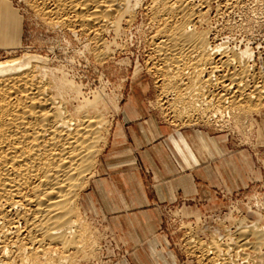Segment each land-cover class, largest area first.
Returning a JSON list of instances; mask_svg holds the SVG:
<instances>
[{
    "label": "bare ground",
    "instance_id": "1",
    "mask_svg": "<svg viewBox=\"0 0 264 264\" xmlns=\"http://www.w3.org/2000/svg\"><path fill=\"white\" fill-rule=\"evenodd\" d=\"M39 1L44 14L56 15L58 24H66L76 34L88 32L102 59L109 53L105 34L119 31L124 18L135 17L132 0ZM259 1L264 5V0ZM205 2L152 0L148 10L159 27L149 38L158 58L154 72L162 76L165 100L178 119L212 121L219 116L246 125L252 111L264 107V73L252 70L254 58L247 50L213 45L212 28L202 26ZM5 7L0 8V37L8 33L13 41L22 34V18ZM27 55L0 61V264H68V248L82 250L86 244L81 240L86 231L79 196L94 176L97 157L107 143L110 104L106 106L104 96L96 92L92 99L82 95L81 85L64 72L56 76L49 59ZM243 223L247 222L238 225L237 233L249 241L251 251L264 255V225L245 228ZM254 238L260 239L259 245L252 242ZM229 239L233 241L232 234ZM212 243L202 250L207 263L215 264L209 254L220 256L224 247ZM53 244L65 251L59 261L52 259L57 257L54 250L58 252ZM248 251L244 249L243 255L251 260Z\"/></svg>",
    "mask_w": 264,
    "mask_h": 264
},
{
    "label": "rangeland",
    "instance_id": "2",
    "mask_svg": "<svg viewBox=\"0 0 264 264\" xmlns=\"http://www.w3.org/2000/svg\"><path fill=\"white\" fill-rule=\"evenodd\" d=\"M0 1L4 2L0 3V8L6 6L5 8H10V10L14 12L16 11V13L20 15L22 18L23 30L22 34L13 41L10 39L8 33L0 37V61L24 55L26 52L30 53V55L27 56L39 54L49 59L48 61L50 62V65L55 69L56 76H60L61 73L64 72L78 85H81L80 90L82 91V95H87V98L92 99L93 93L96 92V94L104 96L106 106L107 104H110L107 106V117L110 121L109 127L107 128V132H109V134L106 133L107 143L103 145V150L101 149L100 154L97 157V164H95L94 167V175L97 173L98 163L104 154L103 152L106 146L109 143L110 134L115 123V119L121 112V105L127 100H143L145 101L148 109H150L160 120H162V122L170 125L175 130H195L196 132L197 130H201L203 132L206 131L207 134L205 133V135L207 136L209 134L212 136L220 133L225 134L228 136L235 149H248L249 153L254 158L255 163L258 164L262 169V177L260 178V182H258L259 184L256 187L264 189V107L258 108L257 111H252V113L247 118L245 117L246 122H248L246 125H235V123L231 122L226 123L228 126L224 125L221 127L222 125L220 124L219 126L218 122H213L216 120L214 118V120L210 121V119L206 117L204 119H198L195 117H190L189 119H178L176 116H173L171 110L168 108L169 104L166 102L168 101V98L165 100L163 93L164 90L162 89V86H160L162 84V80L160 79L162 76H158L159 74L157 75L154 72V69L158 67V64L157 66L155 64L158 58L155 59V55L153 54V43H149V38H151V36L153 37V34H156V31L159 27L158 22L153 21L151 13L148 10L152 0H132L131 9H133L135 17L133 21H128V18H124L119 31L110 30L109 33L105 34L104 38L108 46L109 53H107V56L103 59L97 56V49L95 46L96 44H94L93 40H90L88 32L76 34L71 29H69L66 24H58L55 22L57 21L56 15L50 16L49 14H44L41 9V7L43 8L44 5L39 3V0ZM236 2V0H206L205 3L207 5L205 3L204 4L207 6L205 8L207 13L202 21V26H204L205 29L210 28L211 30L212 28L210 41L213 42V45L223 43L224 46L226 45L225 47L229 48V50L232 48V46V49L235 48V51H240L239 48L241 50H247V52H250L251 56L254 58L250 63L253 64L252 70L257 72L263 71L264 73V67H257V63L254 62L256 59L254 56L255 51L251 49L252 40L250 38V35L254 34V31L258 28L259 31L264 32V25H262L264 24V5L259 0H244L243 2H238V4H240L239 6ZM51 4L52 2L50 4L48 3V5L52 6ZM205 19L208 20L206 21ZM206 26H208V28ZM235 39L236 41H233ZM216 74H219V72ZM225 83L228 84L229 82ZM234 85L232 86L234 87L233 90H238V87ZM162 100L163 102H160ZM73 104H75V101H73ZM243 126L246 127L243 128ZM220 127H228L235 132L237 131L242 135L243 140L248 142H251L253 130L256 136L257 145L252 149L248 147H236L232 136L226 131H219ZM91 179L92 177L86 183L87 185L80 191V196L82 192L88 187ZM256 187H254V189ZM214 199L215 198H213L211 202L212 204L201 209H198V207H201L200 205H195L196 201L177 205L182 206V216H194L196 218V223L201 225L204 216L203 211L207 210V208L219 207L222 203V201L215 203L217 201ZM257 202L259 204L262 202L261 205H264L263 200L257 199ZM81 215L82 221L84 223L83 226L86 231L84 239H81L82 241L84 240V243H86L85 245H83L84 243L82 244L84 246V249L81 248L83 251L75 246H71V248H68L66 253L61 247H59V245L57 246L56 244H53L52 247L54 249H58V252L54 250L53 255L55 256L57 254V257L55 256V258L52 259L59 261V254H63L65 252L67 256L69 255V257H67L69 259L66 261L68 264H104L105 262L102 258V241L108 237L107 233L102 230L100 226H98L96 222L85 213V211L81 212ZM260 215L261 219L259 221L256 220L257 223L253 222V224L246 217H241L240 219L236 220L233 211H231L227 216L234 222L238 221L241 223L243 220H245L247 223H243V225L246 228L247 226L254 227V225H264V214L260 213ZM182 224L187 226L189 229L187 233H185V238L183 239L185 248L183 249L184 245L182 242L180 243L182 236H184L183 233H178L176 236L174 235L173 240H171L173 246L178 249L179 256L181 255L184 259H186L188 264H198L195 256L203 263H207L208 260H206L205 256H203L205 252L202 250L203 247L204 249L206 248L204 246L205 244L201 241L199 242L201 244L197 245L199 247H194L193 244L195 243L191 242L193 239L192 231L194 228H192L191 223L183 222ZM199 229L202 230V228ZM243 229L244 228L241 230ZM212 233L214 237L217 238L221 234V231L217 228H214ZM253 241H257L258 245L260 243V239L257 238L252 239V242ZM214 242L221 246V248L224 247V242L222 245L220 242ZM189 243L192 245L190 246ZM230 244L231 242L228 243V247ZM262 246L264 245L262 244ZM262 246H260V248H262ZM59 251L61 253H59ZM248 252L251 255V260H248L249 263L264 264V255L261 254L262 252H253L251 250ZM259 253L262 257H259L258 259L257 255ZM112 255H115V253L112 252ZM254 258H257L258 260L256 262L252 261ZM207 264L210 263L208 262Z\"/></svg>",
    "mask_w": 264,
    "mask_h": 264
},
{
    "label": "crops",
    "instance_id": "3",
    "mask_svg": "<svg viewBox=\"0 0 264 264\" xmlns=\"http://www.w3.org/2000/svg\"><path fill=\"white\" fill-rule=\"evenodd\" d=\"M121 106L79 199L82 212L107 233L104 264H188L171 243L166 209L194 201L206 208L213 198L222 201L219 192L252 191L262 169L225 134L175 130L143 100Z\"/></svg>",
    "mask_w": 264,
    "mask_h": 264
},
{
    "label": "built area",
    "instance_id": "4",
    "mask_svg": "<svg viewBox=\"0 0 264 264\" xmlns=\"http://www.w3.org/2000/svg\"><path fill=\"white\" fill-rule=\"evenodd\" d=\"M254 16V15H252ZM251 17V16H250ZM252 18V17H251ZM264 25V24H262ZM261 26V25H260ZM259 26V27H260ZM264 32L259 31V28L254 31V34L250 35L252 40L251 45L253 51H255V61L256 66L264 67ZM262 37V38H260ZM260 56V57H259ZM253 61V60H251ZM253 62V63H254ZM214 119H219L218 125L228 126V120L230 118H219L214 117ZM227 120V121H226ZM215 125V124H214ZM217 126V125H216ZM215 126V127H216ZM219 128V127H218ZM228 132L232 136L234 140L235 146L239 147H248L254 148L256 144V136L252 130L251 142L244 141L242 135L237 131L235 132L228 127H224L219 129ZM220 196L223 197L222 203L219 207H211L204 210L203 222L201 225L196 223V218L194 216L184 217L181 213L182 206H175L166 209V217H167V226L173 236L178 233H183L180 243L183 244V239L185 238V233L189 230L187 226H184L182 223L187 222L191 223L193 229L192 238L195 240L193 242L199 244L198 242H203L206 248H211L214 244L212 242L219 241L220 243L224 242V250L220 253L221 255H217V253H211L210 256H213L215 264H244L248 262V258H245L243 255L244 249H252L250 247L249 241H246L244 235L242 233H237L238 225L240 224L238 221L234 222L229 219L227 216L231 211L234 212L235 219L238 220L241 217H246L252 223L258 220L260 217V213L264 214V205H261L257 202V199L263 200L264 202V189L256 187L252 191L246 192H231V191H222L219 192ZM236 206V207H234ZM178 207V208H176ZM190 226V227H191ZM199 228H202L200 230ZM214 228H217L221 231V236L215 238L212 231ZM233 235V241L235 240L237 244L233 243L228 247L230 241L229 236ZM184 245V244H183ZM250 247V248H249ZM185 245L183 246V249ZM229 250V251H228ZM212 252V251H210ZM193 255V254H192ZM195 256V255H194ZM198 264H207L206 262L200 261L196 256Z\"/></svg>",
    "mask_w": 264,
    "mask_h": 264
}]
</instances>
